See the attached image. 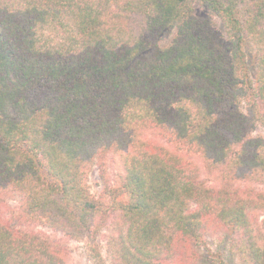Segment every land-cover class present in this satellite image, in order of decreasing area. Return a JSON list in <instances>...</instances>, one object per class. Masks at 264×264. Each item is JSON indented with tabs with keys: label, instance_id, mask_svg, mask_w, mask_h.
Wrapping results in <instances>:
<instances>
[{
	"label": "trees",
	"instance_id": "1",
	"mask_svg": "<svg viewBox=\"0 0 264 264\" xmlns=\"http://www.w3.org/2000/svg\"><path fill=\"white\" fill-rule=\"evenodd\" d=\"M39 228L264 264V0H0V264H68Z\"/></svg>",
	"mask_w": 264,
	"mask_h": 264
},
{
	"label": "rangeland",
	"instance_id": "2",
	"mask_svg": "<svg viewBox=\"0 0 264 264\" xmlns=\"http://www.w3.org/2000/svg\"><path fill=\"white\" fill-rule=\"evenodd\" d=\"M87 185L93 197H98L100 195L101 180L99 178V173L96 167H92L91 170L89 171L87 176ZM37 231L46 235L47 237H50L53 240L56 241L59 240L62 243H64L68 251V261H67L68 264H86L83 248L80 244L69 241L66 238L63 239L60 235L51 232L48 229L39 228L37 229ZM206 246L211 247L212 250L217 249V244L216 241L214 240L207 241ZM201 252H203L202 249ZM206 253L207 252H204V254ZM234 264H236V262Z\"/></svg>",
	"mask_w": 264,
	"mask_h": 264
}]
</instances>
